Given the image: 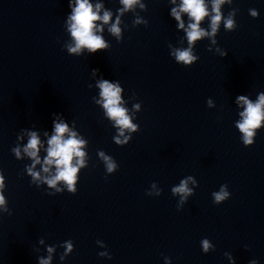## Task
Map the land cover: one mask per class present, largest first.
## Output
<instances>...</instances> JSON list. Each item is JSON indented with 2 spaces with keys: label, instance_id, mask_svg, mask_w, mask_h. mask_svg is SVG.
I'll list each match as a JSON object with an SVG mask.
<instances>
[{
  "label": "clouds",
  "instance_id": "1",
  "mask_svg": "<svg viewBox=\"0 0 264 264\" xmlns=\"http://www.w3.org/2000/svg\"><path fill=\"white\" fill-rule=\"evenodd\" d=\"M124 5L123 11L129 10L137 0H120ZM175 3V0H172ZM230 2V0H229ZM225 3V0H213L212 2V12L214 15L210 17V27L211 33L202 29L200 27L201 22L205 17L209 16L208 7L205 4V0H181L179 9L173 8L171 15L178 22V27L184 29L185 25L181 19V13H187L191 23L188 24L187 29H185L187 41L189 47L183 50H176L174 55L178 62H183L184 65L191 66L194 61L198 59L197 56L192 54L191 46L201 38L209 35H215L219 28L222 15L220 13L221 4ZM69 7L72 9V13L69 17L70 25L69 31L74 40V46H69L68 51L70 53L79 54L82 48H87L91 54L97 53L99 50L107 47L102 36L96 35L97 30L96 21L102 20L103 23L107 24L111 18V13L105 11L101 17L98 12L101 5H96V11L93 10V5L89 3V0H76L75 7L69 3ZM253 16H256V11H252ZM234 11L229 13L227 19L224 20V27L227 30H234L235 21L232 19ZM119 17L115 24L111 26L109 31L119 36L120 28ZM102 31V28L99 29ZM215 42V41H214ZM227 53L224 51L223 56ZM96 71V70H94ZM98 87L100 88V96L103 98V107L107 111V115L115 120L117 126L121 129L130 128L133 131L136 130V126L132 125L129 117L126 115V109L120 106L121 103V87L118 84L110 83L108 80H101L98 82ZM237 102L245 106L244 111L240 113L242 116V122L237 124L239 130L244 134V145H252L254 136V129H257L261 125V121L264 120V92L259 94L257 102L253 103L245 96L240 95L237 97ZM100 103V101H97ZM58 114H53L52 124L54 125V134L47 140V156L43 160L42 171L44 173L50 172V167H55V174L51 176L41 177L40 172L33 171L37 164H41L40 156L38 155L40 148L43 147L41 140L39 139L36 132H29V139L23 151L27 156H29L33 163L31 167L27 168L28 174L32 177L33 182L40 181L41 179L47 185L48 188L55 189L54 192H49L48 195H55L57 193H62L63 189L57 188L58 182H64L67 185V192L75 195L78 191L76 185L77 173L79 167L84 165L83 157L85 153L81 151V147L84 141L78 139L75 132L69 130V127L62 120L57 122L55 117ZM67 134V138H65ZM47 135V133H45ZM120 135H123L121 131ZM125 138V142L127 141ZM119 143V140H117ZM16 158H21L20 149H13ZM74 158H76V163H73ZM107 169L109 172L113 171L116 167L109 157H104ZM193 180L191 176L187 179L182 180L179 186L172 189L173 194H180L181 201H183L188 195L193 194L192 189L188 188V181ZM193 183H196L193 180ZM5 187L3 176L0 175V207H4L5 211H8L6 207V200L2 194ZM226 185L221 186L219 192H214V202L219 205L220 202L225 201L229 197V192L226 191ZM180 209L179 206L177 207ZM11 215V213H10ZM203 250L207 253L210 245L207 239L202 241ZM71 243L68 244L69 251L71 250ZM51 251V249H49ZM100 255H104L101 253ZM111 258V257H109ZM50 259V258H49ZM167 259V258H166ZM40 264H49L48 260L41 259ZM250 264H257V261L252 260Z\"/></svg>",
  "mask_w": 264,
  "mask_h": 264
}]
</instances>
